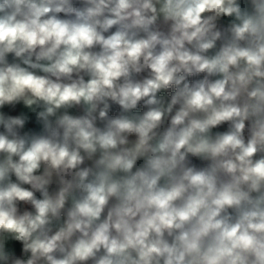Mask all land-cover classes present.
Wrapping results in <instances>:
<instances>
[{
    "label": "clouds",
    "instance_id": "9594fccd",
    "mask_svg": "<svg viewBox=\"0 0 264 264\" xmlns=\"http://www.w3.org/2000/svg\"><path fill=\"white\" fill-rule=\"evenodd\" d=\"M0 264H264V0H0Z\"/></svg>",
    "mask_w": 264,
    "mask_h": 264
}]
</instances>
